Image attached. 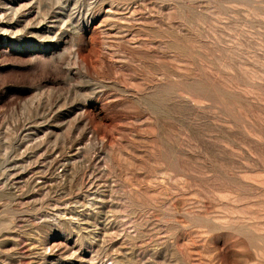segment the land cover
I'll return each mask as SVG.
<instances>
[{
  "label": "rangeland",
  "instance_id": "374dc122",
  "mask_svg": "<svg viewBox=\"0 0 264 264\" xmlns=\"http://www.w3.org/2000/svg\"><path fill=\"white\" fill-rule=\"evenodd\" d=\"M0 264H264V0H0Z\"/></svg>",
  "mask_w": 264,
  "mask_h": 264
}]
</instances>
